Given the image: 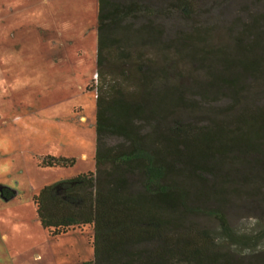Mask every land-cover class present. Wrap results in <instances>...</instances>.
Listing matches in <instances>:
<instances>
[{
  "label": "trees",
  "instance_id": "1",
  "mask_svg": "<svg viewBox=\"0 0 264 264\" xmlns=\"http://www.w3.org/2000/svg\"><path fill=\"white\" fill-rule=\"evenodd\" d=\"M170 6L184 13L190 1L171 0ZM142 11L135 1L97 0L96 73L101 75L107 49L119 39L154 50L169 46L159 45L155 26L123 23ZM254 25L245 24V41L228 52L206 54L188 43L190 36H179L177 44L186 45L202 71L203 84L194 83L198 91L185 85L173 57L156 60L140 51L125 70L134 89L125 84L128 74L122 82L111 78L95 86L93 169L43 185L32 197L37 220L50 236L89 226L92 258L82 264H264V253L256 250L264 224L253 232L239 230L214 205L233 186L264 180V106L238 107L240 82L264 65L256 49L264 31L254 34ZM209 94L230 99L222 116L196 122L172 117L186 96L204 100ZM111 135L119 140L107 143ZM72 161L46 156L40 164ZM1 194L11 192L3 187ZM200 213L214 215L217 225L188 218Z\"/></svg>",
  "mask_w": 264,
  "mask_h": 264
},
{
  "label": "rangeland",
  "instance_id": "2",
  "mask_svg": "<svg viewBox=\"0 0 264 264\" xmlns=\"http://www.w3.org/2000/svg\"><path fill=\"white\" fill-rule=\"evenodd\" d=\"M114 1L142 5L146 14L139 12L123 23L153 25L160 30L159 45L169 46L154 50L146 43L119 39L107 49L100 75L96 73L97 0H0V264H82L92 258L89 226L50 236L37 220L32 197L43 185L93 169L95 86L111 78L122 82L140 51L156 60L173 57L185 85L198 91L194 83L199 84L202 71L187 55L186 45L177 44L180 35L190 36L188 43L207 54L218 48L228 52L243 42L245 24L255 23L254 34L264 31V0H189L184 13L170 6L171 0ZM257 44L264 61V36ZM125 84L134 89L130 76ZM240 86L238 107L264 106V65L245 76ZM197 97L186 96L188 101L173 109L172 117L196 122L230 105L226 96ZM105 140L114 143L119 138L111 135ZM46 156L73 161L65 166L40 164ZM255 178L240 188L233 186V192L213 203L239 230L253 232L264 224V180ZM3 187L11 192L9 196L1 194ZM188 218L199 225H217L211 214ZM261 241L256 250L264 253ZM245 257L239 255L241 260Z\"/></svg>",
  "mask_w": 264,
  "mask_h": 264
}]
</instances>
